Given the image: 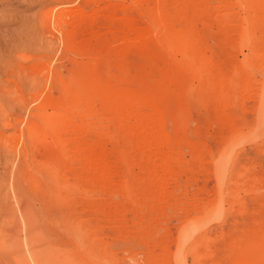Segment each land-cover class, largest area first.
<instances>
[{
    "label": "rangeland",
    "instance_id": "1",
    "mask_svg": "<svg viewBox=\"0 0 264 264\" xmlns=\"http://www.w3.org/2000/svg\"><path fill=\"white\" fill-rule=\"evenodd\" d=\"M253 1L0 0V264H264Z\"/></svg>",
    "mask_w": 264,
    "mask_h": 264
},
{
    "label": "bare ground",
    "instance_id": "2",
    "mask_svg": "<svg viewBox=\"0 0 264 264\" xmlns=\"http://www.w3.org/2000/svg\"><path fill=\"white\" fill-rule=\"evenodd\" d=\"M251 2H252V0H250ZM263 1V0H262ZM262 1L261 2H259V0L258 1H253V2H255V4H256V2H259V3H262ZM264 4V3H263ZM257 6H256V12L257 11H261L262 10V8L264 7V5L262 6V5H260V4H256ZM107 10H111V7H108L107 8ZM119 12H122V13H126V12H128V8L127 7H122V8H120L119 10H118ZM255 12V13H256ZM252 14V13H251ZM79 15V14H78ZM73 16V15H72ZM76 16V15H75ZM81 16V15H80ZM254 16V15H253ZM79 17V16H78ZM66 17H63V19H65ZM105 18V17H104ZM107 18V17H106ZM66 20V19H65ZM64 20V21H65ZM78 20V19H77ZM83 21H84V18L83 19H80V21H78V22H72V24L70 25V27H69V30H72V29H74V28H77V27H79V26H83ZM102 21H103V19H102ZM71 22V21H70ZM104 22H106V20L104 21ZM103 22V23H104ZM67 23V22H66ZM108 22H106V24H107ZM110 23V22H109ZM108 23V24H109ZM69 24V23H68ZM105 24V23H104ZM128 24H129V22H128ZM124 25H125V23H124ZM103 26V25H102ZM126 26V25H125ZM123 27L124 29H123V31H121V33H123V32H125L126 31V28H128V25L126 26V27ZM107 27V26H106ZM149 27V26H148ZM248 27V26H247ZM81 28V27H80ZM104 28V27H103ZM246 28V27H245ZM100 30H102V29H100ZM245 31H246V29H245ZM247 32V31H246ZM120 33V34H121ZM127 33V32H126ZM124 34V33H123ZM123 34H121V35H123ZM127 35V34H126ZM244 35H246V34H244ZM243 37H245V36H243ZM249 40V41H251L252 42V46L254 45V41H255V39L253 38V36L252 35H246V38H244V40ZM257 42V41H256ZM252 46L250 45V46H247V51H246V53L243 55V59H242V61L243 62H249L252 58H254V57H256V56H258L259 55V49H253L252 48ZM183 59L184 60H186V61H188V58H187V56L186 55H183ZM195 70V69H194ZM196 71V70H195ZM225 84V83H224ZM65 110V109H64ZM67 111V110H66ZM261 113H260V115H261V118H260V127H259V129H258V135L259 136H264V96H263V98H262V102H261V110H259ZM65 113V112H64ZM67 113H69V114H73L74 113V111L73 110H68V112ZM50 117H45V116H43V117H45L46 119H43V117H42V119L40 120L41 121V123H43V125H44V127H47L48 129L47 130H49V132L46 134H40V133H38V132H36L35 131V129L33 128V126L31 125V127H30V135H32V136H34L36 139H34L35 141H40V140H43V139H45L46 138V136H48L50 133H53L54 134V132H57L60 128H62V124L58 121V119H57V116H52L51 117V115H49ZM30 123V122H29ZM9 124V123H8ZM23 124V126H26V125H24V122L22 123ZM5 125V124H4ZM29 126H30V124H29ZM259 126V125H258ZM257 126V127H258ZM8 127V126H7ZM27 127H28V125H27ZM26 127V128H27ZM254 127H255V125H254ZM29 128V127H28ZM28 130V131H29ZM61 131H62V129H61ZM74 132H75V134H79V132H80V128H78V127H75L74 128V130H73ZM256 132V131H255ZM29 134V133H28ZM76 135V136H77ZM258 135H256V136H258ZM19 136H20V134H19ZM19 136H18V138H19ZM32 136H30V137H32ZM248 136V135H247ZM33 137V138H34ZM18 138H16V139H18ZM240 139H241V137H240ZM76 150H77V148H72V150H71V152H72V155H74L75 153H76ZM230 150V149H229ZM71 152H70V154H71ZM228 166V165H227ZM227 169H229V167L227 168L225 165H223L221 168L219 167L218 169H217V176L216 177H218V180L221 182V181H223V175L227 172ZM122 181V180H121ZM108 186V185H107ZM11 187V186H10ZM11 191V190H10ZM11 193V192H10ZM5 198H7V197H5ZM14 199H15V197H14ZM1 200V199H0ZM8 200H10V199H8ZM22 200V199H21ZM20 200V201H21ZM19 201V202H20ZM25 201V200H24ZM15 202H16V199H15ZM4 203V206H2V208L0 207V217H7V216H9V215H11V213H13L14 211H19V207L20 206H17L16 204L15 205H12V202H11V200H10V202L9 203H11V204H9L8 202H7V200L6 201H4L3 202ZM13 203H14V200H13ZM21 203H24L23 201L21 202ZM25 205H23V209H22V211L20 212L21 213V218H24V222H26L27 220L26 219H29V218H31V221H32V219L34 218L33 217V213H31V211H32V208L30 207V205L31 204H29V205H26L27 203H24ZM0 206H1V203H0ZM262 207H263V205H262ZM30 208H31V210H30ZM204 210V209H203ZM209 212V211H208ZM207 212V213H208ZM207 213H206V215L203 217V219H206L207 217H208V215H212L211 214V212H210V214H208L207 215ZM14 214V213H13ZM32 214V215H31ZM216 215V214H215ZM201 216V215H200ZM12 217H14L13 215H12ZM33 217V218H32ZM212 217V216H211ZM9 218V217H8ZM16 218H18V217H16ZM20 218V219H21ZM209 218V217H208ZM207 218V219H208ZM10 219V218H9ZM12 219V218H11ZM19 219V220H20ZM35 219V218H34ZM210 219V218H209ZM4 220V218H2V221ZM16 221V220H15ZM29 221H30V219H29ZM29 221L27 222V224L29 223ZM30 221V223H32ZM36 221V220H35ZM206 221V220H205ZM4 222V221H3ZM3 222H2V224H3ZM17 222V221H16ZM34 222V221H33ZM198 222V221H197ZM204 222V221H203ZM4 223H6V224H3L4 226L5 225H11L13 222H10L11 224H9V223H7V222H4ZM17 223H19V222H17ZM35 223V222H34ZM186 223V222H185ZM22 224V223H21ZM25 224V223H24ZM198 224V223H197ZM2 225V226H3ZM7 225V226H8ZM20 225V224H19ZM29 225V224H28ZM27 225V226H28ZM34 225V224H33ZM32 225V226H33ZM12 226V225H11ZM11 226H9V227H11ZM13 226H15V225H13ZM36 226H38L37 225V222H36ZM36 226H34V227H36ZM8 227V228H9ZM18 227H20V226H18ZM34 227H32L33 229H34V231L35 230H37V228L35 229ZM197 226H192V228H190V227H186V225L182 228V231H180V239H181V241H183L184 240V237L186 236V235H189L192 231H194L195 229H197L196 228ZM5 228V230H7L6 229V226L5 227H3V228H1L2 230ZM12 228V227H11ZM10 228V229H11ZM21 228V227H20ZM23 228V227H22ZM25 228H27V227H25ZM25 228H23V229H25ZM30 228V227H29ZM43 228V227H42ZM10 229H9V231H10ZM17 229V228H16ZM199 229V228H198ZM1 230V231H2ZM5 230H3L2 232H4ZM12 230V229H11ZM13 230H15V228H13ZM28 230V229H27ZM38 230H40V229H38ZM37 230V231H38ZM264 230V229H263ZM21 230H19V232H20ZM29 231V230H28ZM31 231V230H30ZM33 231V232H34ZM22 232V231H21ZM25 232V231H24ZM42 232H43V229H42ZM41 232V233H42ZM13 233V232H12ZM11 233V234H12ZM17 233V232H16ZM28 233V232H27ZM35 233H37V232H35ZM193 233V232H192ZM19 234V233H18ZM28 235V234H27ZM42 235V234H41ZM9 236H10V234H9ZM29 236V235H28ZM12 237V236H11ZM187 237V236H186ZM7 239V238H6ZM21 241H23V240H21ZM26 241V240H25ZM179 241V240H178ZM29 242V241H28ZM30 242H31V240H30ZM185 243V242H184ZM189 244V243H188ZM180 245V244H179ZM247 245V244H246ZM177 246H178V244H177ZM187 246V245H186ZM186 246H185V248H186ZM191 246V245H190ZM189 246V247H190ZM188 247V249L190 250V248ZM185 248H183V246H182V243H181V246H179V248H178V250H183V249H185ZM177 249V248H176ZM30 250V249H29ZM4 250H2V252H1V250H0V253H4L3 252ZM191 252V251H190ZM189 252V253H190ZM258 253V252H257ZM40 254H38L37 256H39ZM36 256V257H37ZM42 256V255H41ZM252 257H254V256H252ZM197 258V257H196ZM43 259V258H42ZM45 260V259H44ZM198 260V259H197ZM15 261V260H14ZM253 261H254V258H253ZM15 262H17V261H15ZM34 262V261H33ZM45 262V261H44ZM24 263V262H23ZM38 263V262H37ZM182 263V262H181ZM40 264V263H39ZM183 264V263H182Z\"/></svg>",
    "mask_w": 264,
    "mask_h": 264
}]
</instances>
